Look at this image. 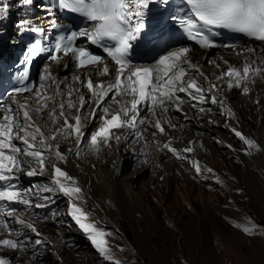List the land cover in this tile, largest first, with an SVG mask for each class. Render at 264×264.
I'll return each instance as SVG.
<instances>
[{"label": "snow or ice", "instance_id": "snow-or-ice-1", "mask_svg": "<svg viewBox=\"0 0 264 264\" xmlns=\"http://www.w3.org/2000/svg\"><path fill=\"white\" fill-rule=\"evenodd\" d=\"M22 2L30 3L31 0H22ZM169 2L170 0H58L60 9L79 14L91 22V25L70 31L67 36H59L52 47H41L40 42L37 41L36 45L29 49L27 54L29 58L39 55L40 52H48L49 63L44 65L39 87L28 84L15 88L9 95L16 108L9 106L0 113V216L14 217L16 209L9 207L12 204L32 205V201L25 198V194L32 192V188L22 189L16 183L19 179L17 173H24L27 176L42 175L47 168L46 153L54 156L56 161H66V156L60 151L59 145L52 143L58 135H63L65 138L75 136L77 148L87 139L90 147L94 151H99L101 145L107 146L113 139L120 140V135L115 134L116 130L130 129L142 138L138 125L149 122L147 116L141 117L142 107H146L152 117H157V109H160L162 115L168 111L173 101L181 100L177 93H187L192 99L199 100L200 103L205 102V89L198 84L195 77L189 75L188 70L191 69L207 79L203 71L192 62L190 54L193 49L190 46H181L159 54L154 63L147 66H138L131 58L136 45L143 38L146 27L145 17L150 5L156 3L167 5ZM186 3L190 8V15L172 16L171 19L186 28L187 39L201 48L217 46L212 37L219 36L220 32H212V28L227 29L264 42V0H186ZM9 7V3L5 0L0 7V17L7 16ZM53 27L58 26L53 25ZM78 38H85L87 46L78 45L76 43ZM92 45L100 49L104 55L93 52L90 47ZM225 46L234 47L232 44ZM254 51L252 48L247 49L249 53ZM63 57L74 60L75 67L80 70L92 69L96 75L112 78L107 82L104 80L96 82L92 75H89L86 81L76 75L73 79L87 89L89 97L86 98L79 88L69 86L67 101L57 102L55 98L62 96L63 93L51 68L54 64L66 66L63 65ZM110 63L113 67H110ZM209 63L215 62L209 61ZM257 75H264V66H257L255 62H245L240 68L229 66L216 79H226L229 88L234 86L239 88L250 77ZM45 81L55 85L53 95H48V85L44 83ZM216 87V84H211L209 91ZM243 91L247 93L248 88L243 86ZM23 93L33 95L20 102L16 96ZM74 94L76 100L73 99ZM29 99L33 103H29ZM49 101L53 103L49 104ZM211 102L223 106V101H218L215 95L211 97ZM86 106L90 111L85 115ZM73 109L74 114L71 111ZM101 109L102 113L98 115V110ZM179 110L177 104V111ZM45 111L48 120L53 125H58L54 129L49 127L48 134L44 131L48 125L37 122V118ZM227 111L229 115L232 114L231 109ZM97 119L101 123L94 131L88 133V124ZM61 120L62 123H59ZM152 126L161 134L165 133L161 119H154ZM233 131L249 147L256 146L254 141L246 139L239 131L235 129ZM21 144L24 145L23 148ZM163 147L178 156L177 150L171 147L170 142L165 143ZM184 151L191 152L192 149L186 148ZM31 162H34L38 168L28 167L26 170L25 165H30ZM196 170L200 171L198 164ZM51 183L54 187L45 185L40 191L45 193L58 191L69 197V215L88 234L100 254L106 260H112L106 239L110 233L98 229L93 223L86 222L88 214L75 203L82 191L76 184L75 178L58 164L53 163ZM44 198L49 199V197ZM44 206L35 205L37 208ZM15 218L17 223L24 224L22 219ZM26 227L40 235L33 225L27 224ZM0 228L5 229L9 236L12 235L7 222L3 219H0ZM253 230L254 227L243 228L246 233H251ZM34 243L41 245L43 241L37 239ZM0 248L22 251L25 245L17 239L3 238L0 239ZM0 264H11V261L0 257ZM112 264H120V262L113 260Z\"/></svg>", "mask_w": 264, "mask_h": 264}, {"label": "rangeland", "instance_id": "rangeland-1", "mask_svg": "<svg viewBox=\"0 0 264 264\" xmlns=\"http://www.w3.org/2000/svg\"><path fill=\"white\" fill-rule=\"evenodd\" d=\"M235 92L239 96H244L245 93L243 88L240 91L236 89ZM258 98L256 100L257 103H248V105L255 107L261 101V107L264 106V97L259 95ZM236 102L239 105L238 101ZM208 105V102L202 104L203 107H207ZM201 109L203 108L198 109V112H208L206 110L201 111ZM176 112L179 111L174 108V113L183 118L185 125L182 139H188L190 136H193L192 134H188L189 129L191 127L195 129V126L189 118H185L182 112ZM254 115L250 117L248 112H242V117L247 120L252 131L257 128V125L262 123V119L256 114ZM217 116L220 118L218 125H213L210 129H204L202 137L219 152L227 153L231 186L237 187L239 202L247 203L246 209L242 212L243 216H238L239 223L243 225V221H245V227H254L251 233L243 231V226L240 229V227L237 228L235 225L223 220L221 211L214 209V204H216V196L214 194L205 195V205L201 202L202 199L196 192L198 191V187L211 188L210 191L212 193L219 191L218 189L221 188V193H224V197L235 207V202L230 196L228 186L216 188L211 180L206 179L203 175L200 176L199 172H197V164L200 170L211 169L201 155L195 156L194 160L186 166L189 170L186 174L193 179V184L190 187L187 182L185 185L188 188L184 190L173 166H156L154 162L156 161L154 160L155 151L151 150L150 144H145L143 145L145 149L144 156L137 155L135 158L130 153H127L129 158L122 163L119 183L124 185L130 180L128 177L135 174L133 177L139 179L138 184L134 186L135 190L136 192H147L142 200L147 207L152 206L154 209L156 217L159 220L157 222L159 227L148 225L145 222L144 216L135 214V211L127 204V199L121 194L122 187L110 189L107 197H90L85 204L79 207L88 214L87 222L93 223L98 229H103L106 233H110V235L106 236V239L111 241L109 243L114 250L116 248L112 252V260H106L100 254L92 244L88 234L80 228L76 221H73L74 219L70 215L68 217L69 223L66 221L62 226H59L55 222L48 224L50 227L49 234L51 235L53 232L58 233L59 240L56 242L53 239V235L51 239L47 237V246L51 247L53 251L60 252L63 256L55 264H112L113 260L119 261L120 264H264V209L252 201L251 194L246 189L245 174L247 166L243 160V156L245 157V155L241 150L247 149L248 146L244 140L236 136L233 129L242 133L246 139L249 134L241 130L239 121L233 113L229 115L226 110L221 114H217ZM201 118L205 119L203 116L198 119ZM194 129L190 131H195L196 129ZM220 134L231 140L232 146L225 144ZM164 136V138H167V134H164ZM251 136L253 137V133ZM262 137H264V132ZM132 138H134L132 135H128L127 144L120 146L123 155L125 153L124 149L129 148V142ZM164 138L156 137L158 143L153 138V142L159 147L160 143L165 141ZM87 145V141L85 142L84 140L81 152L82 156L80 155L82 157L80 159L84 160V166L87 169L96 170L97 166H101L102 162L105 163L107 169H112L110 168L112 167L110 164L114 163V145L105 150L99 149L97 152L89 151ZM172 155L170 154L171 157H173ZM245 158L248 161L250 160L249 157ZM119 161L118 158L117 162L119 163ZM165 161L167 159H164L163 162ZM253 164V170L256 175L255 183L258 184V189L263 192L264 179L261 167L263 158L257 156ZM211 171L210 173H213L212 169ZM32 177L29 176L28 178ZM161 196L162 198H159ZM157 198L158 200H156ZM114 201L118 202V206H114ZM177 201L184 204V206H179ZM63 202L60 201V204H56L58 205V209L55 214L49 215L66 216L68 211H70V202ZM171 202L176 203L178 213H174V220L171 218L161 223L160 218L164 214V209ZM106 209L110 213H107ZM234 209L236 210V208ZM114 222L118 223L119 228L115 227ZM37 236L35 232L31 231V238ZM38 237H41V235ZM26 238H28V235ZM234 238L235 240H233ZM236 239L239 241L237 242ZM44 251L47 250L42 248V246H38L34 250L35 256L32 257L31 263L27 264H45ZM86 255H89V258L84 262Z\"/></svg>", "mask_w": 264, "mask_h": 264}, {"label": "bare ground", "instance_id": "bare-ground-1", "mask_svg": "<svg viewBox=\"0 0 264 264\" xmlns=\"http://www.w3.org/2000/svg\"><path fill=\"white\" fill-rule=\"evenodd\" d=\"M7 1H10L11 5H13L14 8L18 9L20 12H22L25 15L22 18L23 20H27V18L29 17L28 9L22 6L23 3L22 0H7ZM4 2L5 0H0V6L3 5ZM203 57L204 55L200 51H197L195 49H193V51L190 54V58L192 62L195 63L200 68L201 71H203L207 79L199 76V73H197L194 70L192 74L189 75L195 77L200 85L205 86L208 96L205 99L204 104L208 102L209 105L204 110L208 112L201 113L198 112L200 109L198 110V109H193L191 107H187V103L189 102L188 100L173 101L169 105L168 111L166 113H163L162 114L163 117L161 118L162 119L161 123L162 125L165 126L164 134L165 135L167 134V138H164L165 137L164 134H161L159 130H157L152 126L154 119H156V117H151L150 116L151 113H149L146 108L144 115H142L141 117L147 116L148 120H152L151 126L147 128L142 138L134 137L130 139L129 148L124 149L125 152L124 155L122 154V150L120 149V146L121 145L124 146L127 144L128 136L125 137L124 135L127 134V131L129 129L116 130L115 134L120 135V140L117 141L113 139L109 142V145L107 146L101 145L100 149H104V150L108 149L112 145L115 146V153L113 156L114 163L110 164V166H112L110 168L112 169H107V167H105V163L103 162L101 166H97L96 170L87 169L84 166L85 163L84 160L80 159L82 158L80 157V155L82 152L83 142H81L79 148H77V141L75 139V136H70L68 138H65V136L63 135H58L57 139L52 143L54 145L55 144L59 145L60 151L66 156V161H56L54 156L46 153L48 159H47V168L45 172L42 175H35L32 178H27V184H29L28 188H32V192L25 194V198L32 201V206L30 208L34 209V212L24 213L26 216V224L22 226V228H20L17 232L22 234L21 241L24 243L25 248L22 251L21 250L12 251L10 249L0 248V257L7 258L8 260L11 261V264L31 263L32 257L35 256L34 250L38 248L35 247L36 244L34 242L35 240L40 239L43 241V243L38 246L39 247L42 246V248H45L47 250L43 252L45 264H55L58 262L60 258H63L60 252L53 251L51 247L47 246V241H48L47 237L51 239L53 235L54 236L53 239L56 242L57 240H59L58 233L53 232V234L51 235L49 234L50 227L48 224L51 222H55L59 226H62L63 224L66 223V221L67 223H69L68 217L70 215L68 213L70 211H68L66 216L63 215V217H58V215H56L58 217V220L56 216L47 214L48 212H45L41 216H38L42 213L43 210L48 211V209H50L49 208L50 206H53L54 204L55 205L60 204L59 203L60 201L70 202L68 200L69 197L64 196L62 193H59L58 191L55 193H45L43 191H40V189H42L45 185L53 186L51 183L53 163L58 164V166H60L63 170L67 171L71 176H73L76 180V184L82 189L81 193L79 194L80 198L75 200V203L78 206H82L83 204H85L90 197L92 198H94V196L107 197L110 189H118L122 187L121 194L122 196H124V198L127 199V204L135 211V214L144 216L145 222H147L148 225L159 227L157 223L159 222V220L156 217L154 209L152 208V206L147 207L144 204L145 202H143L142 200L147 192L146 191L136 192L135 190L134 186L137 185L139 182L138 178L133 177V175L135 174L130 175L128 177L130 180H128L124 185L119 183V178H120L119 176L121 173L120 169L122 163L126 161L127 158H129L127 156V153H130L135 158L137 157V155L144 156L145 149L143 145L145 144H150L151 150L155 151L154 160L156 161L154 160L153 161L156 163V166L159 167L161 165L163 166L165 165L166 167L173 166V169H175L176 174L184 190L188 188L185 185L187 182L190 185V187L193 184L192 181L193 179L186 174L189 172L186 166L188 165V163H191L192 160H194L195 156L201 155L203 160L207 163L208 167L213 170V173H210L212 171H209V169L206 168L199 171L200 176L203 175V177H205L206 179L211 180L216 188H220L219 186L222 187L228 186L227 188L230 190V196L235 202L234 205L235 207H233L229 203L228 199L224 197V193H221L222 192L221 188L218 189L219 191L212 193L210 191L211 188L209 189L204 187H198V191L196 192L201 197L202 199L201 202L203 203V205H205V195L214 194L216 196V204H214V209H216V211L218 210L221 211L223 220L225 222L227 221V223H231L232 225H235L237 228L240 227V229L245 227L244 226L245 221H243L244 223L243 225H240L238 216H243L242 212L246 209L247 203L239 202L238 200L239 197L237 193L238 189L237 187L234 188V186H231L232 182H231V174H229V169H228L229 162L227 159V153L219 152L215 147H212L210 143H208V141L205 140V138L202 137V132L204 131V129L206 128L210 129L213 127V125H218V123L220 122L219 121L220 118L217 116V114H221L228 109H231L232 113L236 116L237 120L239 121V125L241 126V130L249 134L247 139L254 141L256 145L255 147H249L247 145L248 146L247 149L241 150V152H243L245 157L250 158V160L248 161L243 156V160L245 162V165L247 166L246 174H245V186L248 192L251 194L252 201L255 202L260 208L264 209V191L262 192L258 189V184L255 183V179H256L255 171L253 170V166H254L253 161L256 160L257 156H261L263 158V164L261 167H262L263 179H264V137H262L264 132L263 129L264 106L261 107L262 104L261 101L255 107H253L252 105H248V103H253V102L255 103L259 95L261 97L262 96L264 97V75H257L254 77H250L249 80L245 82L243 86H246L248 88V92L244 93V96L243 95L239 96L235 92V90L238 87L234 86L232 88H229L226 79L225 80L216 79V77L221 72L226 71V69L229 66L240 68L243 66L245 62L247 63L255 62L257 66H264V52L255 50L253 53L245 52L241 54H235L234 51H231L226 53L214 54L210 56V59L215 63H211V64H208V62L204 60ZM225 61H227V63H225ZM217 65H219V67H217ZM83 72L84 70L76 71L74 72L72 77L66 79L67 80L66 82L69 83L68 90H69V86H74L76 88H79L84 95L87 93V89L84 88L79 82L73 79L74 76L79 75L82 80L86 81L88 75L82 74ZM211 84H216L217 87L209 91ZM60 89L61 91H65L67 89V85L65 82H63L60 85ZM213 95L217 97L218 101L221 100L223 101V106H221L220 103L213 104L211 102V97ZM55 99L57 102L62 100L66 102L68 97L66 94H63L62 96L57 97ZM73 99L76 100L75 94L73 95ZM24 100H22V102H24ZM236 101H238L239 105H237ZM29 103H33V101ZM48 103L52 104L53 102L49 101ZM177 104L179 105L181 112L185 115V118H189V120L193 122V125L195 126L196 129L195 130L194 127H191L189 129L188 134L189 135L192 134L193 136H190L188 139L185 138L182 139L183 128L185 125L183 118L179 117L174 113V108L177 109ZM158 110L160 112V109ZM57 111H59L58 108ZM71 111L73 114L75 113L74 109ZM88 111H90V108L86 106V109L84 110V114L86 115ZM242 112L243 113L248 112V115L250 117L256 114L259 118L262 119V123L260 125H257V128L254 131H252L251 126L248 124L247 120L242 117ZM101 113H98V115ZM202 116L205 118L204 120L202 118L198 119L199 117ZM158 118H160V116ZM95 121L97 122L98 125L101 123L99 119ZM37 122L42 125L43 124L48 125V127L44 128L46 134H48L49 127L54 129L58 126V125H53L51 121L48 120L47 111H45L44 114H42L40 117L37 118ZM59 123H62V120ZM89 124L87 128L89 127ZM96 127L97 125L95 126V129ZM192 129H194L195 131H190ZM153 133H155V136H153ZM252 133H253V137L251 136ZM156 137H159L161 139L164 138L165 140L163 143H160L159 147H157V144L153 142V138L156 139ZM221 138H223L225 144H229L232 146L231 140L223 137L222 135ZM169 142L171 144V147L177 150V154L180 158H178L177 155L170 153L168 149L163 147L165 143H169ZM87 144L89 151L97 152L90 147L89 143ZM186 148H191L192 151L191 152L184 151V149ZM69 149H71V151H69ZM98 154L96 155L98 156ZM170 154H173L172 155L173 157H171ZM118 158L120 160L119 163L117 162ZM164 159H167V161L163 162ZM28 167L38 168V166L34 162H31L30 165H25L26 170ZM104 171L109 174H106ZM44 197H49V199H45ZM159 198H162V196ZM156 200H158V198ZM114 203H115L114 206L115 205L118 206L117 201H114ZM36 204H42L45 206L37 208L35 207ZM177 204L181 207L184 206V204L178 201ZM234 208H236V210ZM106 212L110 213V211L107 209ZM174 213H178V210L176 209V203L171 202L169 206L164 209V214L160 218V222L163 223L164 221L170 220L171 218L174 220L175 219ZM18 217L21 218L20 216ZM73 221L75 222V220ZM27 224L33 225L36 228L37 232L40 233L41 237L37 236L31 238L30 235L32 230L26 227ZM114 224L115 227L119 228L118 223L114 222ZM248 225L250 224L248 223ZM1 231L2 228H0V239L3 238ZM238 231L240 232V230ZM27 235L28 238H26ZM233 240H235V238ZM238 241L239 240H237V242ZM107 242L109 248V255L111 256L112 252H114L116 248L114 247L115 250L113 249V247L110 245L111 243L110 240L107 239ZM88 258L89 255H86V257L84 258V262H86Z\"/></svg>", "mask_w": 264, "mask_h": 264}]
</instances>
